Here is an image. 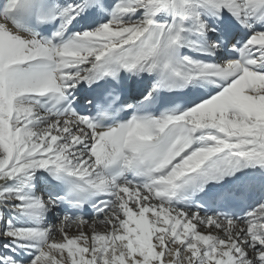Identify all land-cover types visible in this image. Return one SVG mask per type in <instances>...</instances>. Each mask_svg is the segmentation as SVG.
Wrapping results in <instances>:
<instances>
[{"label":"snow or ice","instance_id":"snow-or-ice-1","mask_svg":"<svg viewBox=\"0 0 264 264\" xmlns=\"http://www.w3.org/2000/svg\"><path fill=\"white\" fill-rule=\"evenodd\" d=\"M0 264H264V0H0Z\"/></svg>","mask_w":264,"mask_h":264}]
</instances>
